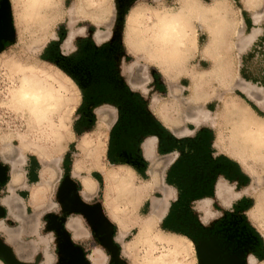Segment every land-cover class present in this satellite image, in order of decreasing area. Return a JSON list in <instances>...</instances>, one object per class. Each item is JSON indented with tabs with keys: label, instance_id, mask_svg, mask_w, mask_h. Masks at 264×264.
<instances>
[{
	"label": "clouds",
	"instance_id": "1",
	"mask_svg": "<svg viewBox=\"0 0 264 264\" xmlns=\"http://www.w3.org/2000/svg\"><path fill=\"white\" fill-rule=\"evenodd\" d=\"M7 2L14 40L0 49V166L8 170L0 206L16 227L0 229V240L12 247L18 264H60L55 229L45 219L49 214L62 218L69 239L83 253V264H197L193 240L163 227L179 187L169 186L171 197L162 213L145 212L159 188L160 167L146 161L142 175L132 163L108 156L120 108L95 105L90 109L96 117L93 128L76 130L84 115L78 112L84 91L44 57L55 45L60 57L72 59L80 42L89 40L97 49L118 44L124 87L140 97L169 137L195 140L207 128L213 133L211 158L225 156L249 177L248 185L230 181L235 198L219 202V208L211 207L219 197L191 201L189 211L200 226L207 229L225 213L238 214L264 242V212L255 214L264 203V0H133L123 14L118 0ZM241 81L253 91L239 88ZM103 107L110 111L101 123ZM180 147L171 150L173 163L182 155ZM66 177L82 204L100 205L113 228V254L83 212H64L58 193ZM244 198L253 205L237 213ZM239 264H264V258L248 250Z\"/></svg>",
	"mask_w": 264,
	"mask_h": 264
},
{
	"label": "flooded vegetation",
	"instance_id": "2",
	"mask_svg": "<svg viewBox=\"0 0 264 264\" xmlns=\"http://www.w3.org/2000/svg\"><path fill=\"white\" fill-rule=\"evenodd\" d=\"M0 7V25L3 26L6 25L8 18L4 8H2V1ZM87 44L89 43L85 42L81 45L79 53L74 58H64L61 65L84 91L83 122H87L89 126L95 122V117L90 111L91 107L103 103L116 104L120 108V122L110 133L108 156L112 160H124L132 163L137 171L143 175L147 163L141 157L140 137L144 134V130L149 133L155 132L153 117L145 111L140 97L129 93L119 77L118 58L120 50L118 44L106 45L104 49H97L94 46L93 48H85ZM90 53L92 55L88 57ZM99 110L110 111L107 107ZM129 119L135 123L133 128L127 125ZM124 129L127 132L123 134H127V136L125 138L126 144L122 145L119 135L124 132ZM170 144H166V147L171 146ZM181 148L185 150V144ZM198 156L197 152L189 147L187 156H184L174 169L179 174L175 175L172 171L171 174L167 175V182L179 187L180 196L178 201L172 204L165 222L171 230L185 233L195 241L200 247L204 264H239L243 254L239 244L246 236L249 238V233L244 235L240 229H237V233L234 232L233 236H228V233H225L226 227L219 228L214 225L204 229L196 222L193 214H187L181 210L185 204L201 197H212L215 200L217 198L215 195L217 184L222 180L218 181L217 178L221 174H225L224 180H236L222 169L215 172L212 169H205L207 166L209 167L210 163L203 161L201 156L197 158ZM177 169L179 170L177 171ZM59 198L64 208L80 210L76 186L66 178L62 182ZM219 201L211 207L216 208ZM84 210L93 218L94 234L98 238H108L113 230L101 220L97 205L94 207L87 206Z\"/></svg>",
	"mask_w": 264,
	"mask_h": 264
},
{
	"label": "rangeland",
	"instance_id": "3",
	"mask_svg": "<svg viewBox=\"0 0 264 264\" xmlns=\"http://www.w3.org/2000/svg\"><path fill=\"white\" fill-rule=\"evenodd\" d=\"M1 1L3 2V0H0V2ZM132 3H133V0H118V8L120 9L121 14H123V12L126 11L127 7L131 6ZM1 10H3V9H1ZM118 32H119V26H117V29L115 30L116 34H118ZM61 35H63V30L62 29H61ZM13 40H14V32L12 30L11 33L9 35H7L6 39H3V45H4L3 48L8 47V45ZM85 42L91 43L90 40H89V41H84L83 43L80 42V44L81 45L85 44ZM44 58L52 61L55 64H57L67 74V72L61 66L62 63H63V59L64 58L59 56V53H58L55 45H52V46H50L48 48V50L45 53V57ZM157 88H159V90L161 92H163V90H164L163 87L161 85H159V83L157 84ZM78 112H80V113L84 112L83 104H81L80 107L78 108ZM105 113H106L105 111L99 110V119L101 120V123H103ZM95 119H96V117H95ZM93 126H94V122H93L92 126H89V124H87V122H83V117H82L78 121V123L76 125V130L79 132V131L86 130V129H92ZM97 135L98 136H102V133L98 132ZM64 166H65V168H67V166H68L67 159L64 162ZM36 168H37V164H36L35 159L33 158V160H32V172H31V179H33V180L36 179ZM93 175L96 176L97 179H99L98 174L93 173ZM66 180L70 181L67 177H66ZM236 180L239 181L240 185H248L250 183L249 177L245 176L244 174H242V176H240V178H238ZM156 182L157 183L159 182V175L157 177ZM5 183L6 182L0 183V188L4 187ZM219 185H221L223 187V190L225 191L224 196H223V197H225L224 198L225 201H223L221 199H220V201L224 202V203L231 202V200L235 198L236 193L233 191L232 186L230 184V181L229 180H224V181L220 180L218 182V184H217V187ZM217 187H216V190H217ZM161 192H162V194H164L163 191H162V188H161ZM21 194L26 195V193H21ZM155 194H156L157 197H161V194H159V193H155ZM201 198H203V197H201ZM58 199H60L59 198V194H58ZM158 199H162V198H158ZM201 203L205 207L209 206L207 204H204V202L202 200H201ZM189 204H190V202L185 204L184 206H182L181 210H183L187 214H193L192 212L189 211ZM252 205H253V201L251 199H249V198L241 199L238 202V204L236 205L237 213L240 210H242V209L250 208ZM97 207L99 208V211H100V214H101L100 205L97 204ZM219 207H220V203H218L216 208H219ZM149 208L152 211V206H149V203H146L144 205L143 211L147 212V211H149ZM4 209L6 210V213H3L2 216L0 215V220L5 222L6 226L9 229L14 230L15 227H16V222L12 218H10L7 209L6 208H4ZM64 209H65L64 210L65 213L73 211V209H70V210L66 209V208H64ZM45 219L48 221V228L49 229H55L57 242H58L57 252H58V255H59V258H60V264H65V261L63 260L64 259V255L62 254V252L59 249V246L62 243V240L60 238L59 231H57V225L62 227V223H61V221L59 220L58 217H56L55 215H52V214H49L48 216H46ZM196 222L199 223L198 221H196ZM212 225H214L216 227L218 226L219 228H223V226L226 227L225 233L226 234L228 233V236H233L234 232L237 233V229H240V232L244 233V235L249 233V238L246 236L245 239L239 244L241 246L242 252L244 253V252H246L248 250H252V251H254L257 254V256H259L261 258H264V242H260L258 240V238L256 236V233L249 227V225L247 224V221H246L245 218L241 217L238 214L225 213L221 220L214 221L212 223ZM163 227L169 228L168 224L165 221H164ZM0 229H2V225H0ZM62 229H64V228L62 227ZM244 235H241V236L244 237ZM99 239H100L101 242L103 241L102 238H99ZM1 241H3V240H1ZM193 242H194V247H195V252H196L197 264H204L203 258H202V254H201V251H200V247L195 243L194 240H193ZM6 245L12 250V252L14 254V251H13L12 247L10 245H8V244H6ZM106 248L109 250L110 254H113L111 249H109L108 247H106ZM0 260H2L4 264H8L5 260H3L1 258H0Z\"/></svg>",
	"mask_w": 264,
	"mask_h": 264
},
{
	"label": "crops",
	"instance_id": "4",
	"mask_svg": "<svg viewBox=\"0 0 264 264\" xmlns=\"http://www.w3.org/2000/svg\"><path fill=\"white\" fill-rule=\"evenodd\" d=\"M83 42L84 41H82V43ZM89 47L93 48L91 43H89V44H87L85 46V48H89ZM88 55H89L88 57H90L92 54L90 53ZM237 94L240 95L241 97L244 96V94L242 92H240V91H238ZM209 107H212V106L210 105ZM153 122H154V125H155V128H156L155 132L154 133H149L147 130H144L143 131L144 134H142L141 137H140V139H141V144H140L141 157L145 161H151V162H153L154 165H158L160 167V171H159V174H158L159 175V182H158L159 188L156 191V193L161 194V197H157L156 194H155V195H153L152 199H154V198H163V194L161 192V188L168 189L169 186L172 185V184L167 182V175L171 174L172 171H174L175 175L179 174V172H175L176 170H174V169L178 165L179 161L184 156H187V153L189 152V147H191L195 152H197V155L201 156L203 161H208L210 163L209 167L207 166L205 169H207V170L208 169L209 170L212 169L213 172L220 171L222 169L223 171H227L229 173L227 175H232L236 179H238V178H240V176H242L243 173L241 172L240 165H238L237 163H235L232 160L228 159L227 157L221 156L220 158L215 159V160H213L211 158V156L209 155V150H210L209 146H210V144H211V142L213 140V133L209 129L202 128L199 131V133L197 134V137H196L195 140H186V141L177 142L176 140H174L171 137H169L168 133L163 131L159 127L158 123L156 122V120L154 118H153ZM127 125L130 128H133L135 123L132 122L131 119H129ZM126 132H127V130L124 129V132H122L119 135L120 136L119 137L120 144H122V145L126 144V139L125 138H126L127 134H123V133H126ZM153 135L157 136L158 140L155 139V141H154L155 145L152 147L151 153H148V152H146L145 143H146L147 139H149V138L146 139V137H150V136H153ZM168 143L169 144L171 143L170 144L171 146L166 147V144H168ZM178 143L181 146L183 144H185L186 148H185V150H183V148L180 147V151L182 152V155H181L179 160H176L173 163L172 162L173 161V156L171 155V150L173 148L177 147ZM199 156L197 158H199ZM178 170L179 169H177V171ZM221 176H223V178H224L225 174H221ZM7 179H8V177H7ZM7 179H6V181H7ZM222 180H224V179H222ZM59 193H60V191H59ZM20 195H24V194L20 193ZM215 195H216V197H218L217 194H216V191H215ZM152 199L150 201L149 206H151V204H152ZM168 200H167V202H168ZM0 207L3 209V212L6 213V210L2 206H0ZM73 211H77V210H73ZM168 214H169V212H168ZM86 218L89 221V223L91 224V219L88 218L87 216H86ZM166 218H165V220H166ZM59 220L61 221V223L63 222L62 218H59ZM0 225H2V230L8 231V232L12 231L11 229H9L6 226L5 222L2 221V223H0Z\"/></svg>",
	"mask_w": 264,
	"mask_h": 264
},
{
	"label": "water",
	"instance_id": "5",
	"mask_svg": "<svg viewBox=\"0 0 264 264\" xmlns=\"http://www.w3.org/2000/svg\"><path fill=\"white\" fill-rule=\"evenodd\" d=\"M2 4H3V8L7 14L8 19H7L6 25H3V26L0 25V49L4 47L3 39H6L7 35H9L12 31L10 15H9V5H8L7 0H3ZM6 173H7V169L4 166H0V183H3L6 181L7 179ZM79 205L81 206V208L80 210H77V211L83 212L88 218H90L91 225L93 226V218L88 213H86V211L84 210L87 206L82 204L81 202H79ZM3 213H4L3 209L0 207V215L2 216ZM99 215L101 217V220L106 222L109 228L113 230L112 225H110L100 213ZM57 231H59V235L62 240V243L60 244L59 249L64 255L63 260L65 261V264H83V260H82L83 253L81 249L71 242L68 234L59 225H57ZM110 235L108 236V238L103 239L102 243L103 245H105L106 247L112 250L111 243L109 240ZM113 250L115 251V249ZM0 258L5 260L8 264H18V260L14 256L12 250L1 240H0Z\"/></svg>",
	"mask_w": 264,
	"mask_h": 264
},
{
	"label": "bare ground",
	"instance_id": "6",
	"mask_svg": "<svg viewBox=\"0 0 264 264\" xmlns=\"http://www.w3.org/2000/svg\"><path fill=\"white\" fill-rule=\"evenodd\" d=\"M244 43H245V41L242 39L241 45L243 46ZM239 88L243 89L244 92H248V93H251L253 91L251 86L246 84L244 81L240 82ZM244 92H242V93L244 94ZM154 141H155V139H151V138L146 141V143H145L146 152L151 153L152 147L155 145ZM245 167L248 168L247 162H245ZM248 171L251 172V169L248 168ZM162 191L164 193L162 199H158V198L152 199L151 206H152V212L153 213H162L167 206V200L171 196V190H170V188H168V189L162 188ZM224 193H225V191L223 190V187L221 185H219L217 187L216 194L219 197V199H221L223 201H225V199H224L225 197H223ZM260 212H264V203H261L260 205H258L257 209L255 210V214H259Z\"/></svg>",
	"mask_w": 264,
	"mask_h": 264
}]
</instances>
